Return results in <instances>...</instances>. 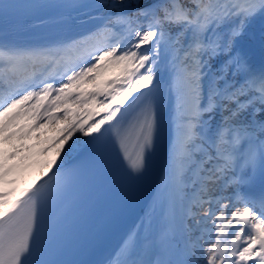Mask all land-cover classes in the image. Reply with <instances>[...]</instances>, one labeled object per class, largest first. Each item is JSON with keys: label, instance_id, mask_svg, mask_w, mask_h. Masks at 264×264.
I'll return each instance as SVG.
<instances>
[{"label": "snow or ice", "instance_id": "obj_1", "mask_svg": "<svg viewBox=\"0 0 264 264\" xmlns=\"http://www.w3.org/2000/svg\"><path fill=\"white\" fill-rule=\"evenodd\" d=\"M161 154L117 251L62 259ZM0 264H264V0H0Z\"/></svg>", "mask_w": 264, "mask_h": 264}, {"label": "bare ground", "instance_id": "obj_2", "mask_svg": "<svg viewBox=\"0 0 264 264\" xmlns=\"http://www.w3.org/2000/svg\"><path fill=\"white\" fill-rule=\"evenodd\" d=\"M48 135H51V134H48ZM162 177H163V161L161 164L160 172H159L158 178L156 180V183L154 184L152 190L150 191L149 195L147 196L143 206L141 207V209L139 210L137 215L122 230L121 235L119 237V240H118L116 246L111 251L109 257L117 251V249L119 248L120 243H121L122 239L124 238L125 234L128 233L130 230L134 229L135 227H137L139 225L140 219L143 217L144 213L149 210V205L151 203V199H152Z\"/></svg>", "mask_w": 264, "mask_h": 264}, {"label": "rangeland", "instance_id": "obj_3", "mask_svg": "<svg viewBox=\"0 0 264 264\" xmlns=\"http://www.w3.org/2000/svg\"><path fill=\"white\" fill-rule=\"evenodd\" d=\"M48 134H51V133H48ZM46 137H44V136H41V140H43V139H45ZM31 143H37V141H31Z\"/></svg>", "mask_w": 264, "mask_h": 264}, {"label": "water", "instance_id": "obj_4", "mask_svg": "<svg viewBox=\"0 0 264 264\" xmlns=\"http://www.w3.org/2000/svg\"><path fill=\"white\" fill-rule=\"evenodd\" d=\"M257 59H259V53H257Z\"/></svg>", "mask_w": 264, "mask_h": 264}]
</instances>
